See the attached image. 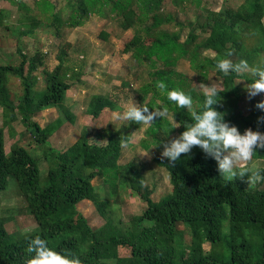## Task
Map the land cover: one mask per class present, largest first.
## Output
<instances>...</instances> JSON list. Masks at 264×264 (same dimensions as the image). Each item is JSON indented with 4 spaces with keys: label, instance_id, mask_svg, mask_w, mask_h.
<instances>
[{
    "label": "trees",
    "instance_id": "obj_1",
    "mask_svg": "<svg viewBox=\"0 0 264 264\" xmlns=\"http://www.w3.org/2000/svg\"><path fill=\"white\" fill-rule=\"evenodd\" d=\"M59 1L70 9L66 19L58 7ZM11 2L25 10L20 24L29 23L30 33L43 22L60 33L64 27H81L91 15L114 14L123 30H134L124 52L131 53L139 65L149 68L151 79L139 88V100L143 103L149 94L151 97L146 105L140 106L160 110L166 107L180 126L179 134L193 123L191 113L169 101L167 93L180 90L190 94L198 113L204 111L205 101V93L184 89L186 83L177 71L181 60H188L200 76L213 71L222 79L223 89H217L216 97L220 102L213 107L225 114L226 122L236 126L241 134L249 128L264 133V123H258L264 110L257 109L258 103L253 102L246 113L239 102L237 80L249 84L255 78L249 73L225 76L216 67L220 59L227 58L234 63L244 59L250 66L264 68V62L261 63L264 60V0H243L236 9L207 11L205 21L199 15L188 24L165 12V0H35L42 17L33 15L22 0ZM173 2L180 7L190 4L207 10L201 6L202 0ZM4 18L1 11L0 22ZM170 24L177 29L172 32L164 29ZM202 35L205 36L201 39ZM249 38H255L256 44L250 45ZM208 51H213L214 57L206 56ZM229 52L233 55L228 56ZM64 56L61 50L57 56L59 64L53 71L43 69L45 85L36 93L32 85L38 80L35 73L44 66L43 53L37 51L31 57L20 54L19 65L0 63V108L4 119L0 126V191L6 189L10 177L14 178L19 196L36 222L34 231L18 235L9 233L0 219V264H26L34 255L27 253V248L36 236L46 240L52 250L78 257L82 264H264V180L255 189L238 177L228 181L220 176L216 160L194 147L190 154H182L174 166L166 158H155L170 175L172 185V192L156 202L151 199L154 191L146 185L144 170L131 162L119 163L123 144L141 124L129 121L126 130L105 132L85 127L70 147L63 150L51 144L53 123L41 127L34 118L55 108L69 122H75L66 105L67 92L74 83L66 81ZM11 77L20 79L23 86L17 99L8 87ZM69 77L79 79L80 75ZM158 81L167 85L166 90L157 89ZM108 108L117 111L119 106L112 99L94 95L87 114L97 119ZM17 121L23 124L24 130L15 131L13 124ZM64 122L62 115L58 117L54 121L56 129ZM6 129L10 138L18 137L8 152ZM173 131V124L167 118H156L146 131L144 148L157 144L163 150V143L175 139L170 136ZM96 138H108V142L97 144ZM253 160L263 161L264 150L257 149ZM43 161L49 167L42 179ZM257 170L264 176V167ZM95 179H103V184L96 187ZM121 189H130L145 204L140 215L126 222L110 216L112 207L118 205L114 200ZM86 200L106 220L103 226L92 227L78 210V205ZM255 228L262 235L258 256L250 244L252 240L245 236ZM205 244L210 245L208 251L204 249ZM120 247L129 248L130 254L120 256Z\"/></svg>",
    "mask_w": 264,
    "mask_h": 264
},
{
    "label": "rangeland",
    "instance_id": "obj_2",
    "mask_svg": "<svg viewBox=\"0 0 264 264\" xmlns=\"http://www.w3.org/2000/svg\"><path fill=\"white\" fill-rule=\"evenodd\" d=\"M27 7L31 9L33 15L42 17L38 12L35 0H22ZM243 0H202L201 6L207 10L197 9L194 5L185 4L183 7L175 5L173 0H165L164 9L166 13H171L177 20L188 24L201 15V20L205 21L208 12H218L224 9H236L242 4ZM61 7L63 18L66 19L70 9L63 1L58 2ZM4 11L5 18L0 22V63H13L19 65L21 62L20 54L31 57L37 51L43 53L46 57L44 66L39 68L35 75L38 80L33 89L40 90L45 85V75L43 69L53 71L59 64L58 55L65 52L64 68L67 71L66 81L74 83V86L67 92L66 105L70 108L72 115L75 116V122L71 123L65 119L62 112L58 109H48L43 111L34 119L41 127L53 123L54 132L51 137V144L58 149L70 147L80 137L83 128L93 127L101 132L108 129L113 131L126 130L129 121L122 119V114L133 106V103L146 105L151 94L148 95L143 103L139 100V88L150 82L148 75L149 68L141 66L132 58L131 53H125V45L132 39L134 30L125 31L121 28L119 20L114 18V14L108 17L91 15L85 23L78 28L64 27L62 32L58 33L52 27L43 22L33 32H29L31 26L29 23L20 24V19L25 15V10H21L11 0H0V12ZM164 29L175 31L174 24L165 25ZM186 33V32H185ZM106 34V35H104ZM202 35L200 38L202 39ZM185 39V36L183 37ZM247 42L250 45L256 44L255 38H249ZM208 57H214L213 51L205 53ZM261 61V63H263ZM258 65V64H257ZM177 71L182 74L186 86L184 89L193 88L197 92L205 93L199 86L201 83L211 86L215 84L217 89H223L222 79L215 72L210 71L206 76H200L191 67L188 60H181L177 66ZM81 73V74H80ZM80 75L76 77H69ZM251 75V74H250ZM78 81V82H77ZM240 88V106L247 113L250 111L251 104L264 101V93L249 98L246 91L247 82L237 80ZM197 85V86H196ZM11 94L14 99L23 92L21 80L11 77L8 83ZM36 91V92H35ZM94 95H102L115 101L119 106L117 111H111L109 108L103 110L102 114L96 119L87 114V109L91 98ZM17 99V98H16ZM160 110L153 107L150 111ZM62 115L64 119L63 126L56 129L54 121ZM171 124L174 131L170 133L173 138H178L177 122L174 121L172 113L168 112L165 116ZM2 109L0 108V126L3 124ZM15 131L24 130L20 121L13 124ZM151 125H142L122 146V156L120 165L129 162L134 163L138 168L144 170L146 185L153 189L151 199L160 201L162 198L172 192L170 175L158 164L156 157H161L162 149L157 144H152L149 149L144 148L143 142L147 139L146 131ZM6 132V152L10 146L18 140V137L10 138L8 130ZM162 135H166L162 133ZM166 139V137L164 136ZM170 138V137H169ZM97 144H106L108 138H96ZM33 147H36L34 145ZM43 149L46 146H41ZM32 149V147H30ZM39 152V151H38ZM34 155L35 152L32 151ZM49 163L43 161L40 164L41 178L47 174ZM252 167L257 170L264 167V160H253L251 164L241 163L238 168ZM93 184L99 187L103 184V179L93 180ZM258 183L248 186L255 189ZM118 203L113 206L112 218L121 219L122 222L135 215H140L144 210L145 204L130 189H121L119 196L114 200ZM78 210L89 220V224L94 228L103 226L106 220L96 211V207L90 201H83L78 205ZM118 218V219H117ZM0 219L5 229L11 234L25 235L36 228V222L30 213H28L25 200L19 196L15 179L10 177L5 190L0 191ZM183 229V226H180ZM246 238L252 240L250 243L255 248V255L261 253L262 235L256 228ZM186 241L190 238L185 234ZM204 249H210L209 244L204 245ZM130 249L119 248L120 256H128Z\"/></svg>",
    "mask_w": 264,
    "mask_h": 264
},
{
    "label": "clouds",
    "instance_id": "obj_3",
    "mask_svg": "<svg viewBox=\"0 0 264 264\" xmlns=\"http://www.w3.org/2000/svg\"><path fill=\"white\" fill-rule=\"evenodd\" d=\"M231 55L233 53L229 52L228 56ZM216 67L225 76L231 73L237 75L251 74L255 79L246 86L249 98L264 93V68L250 66L248 61L244 59L234 63L227 58L220 59ZM156 87L164 91L167 85L163 81H158ZM197 87L205 92L204 111L202 113L194 110V101L190 94L180 90H172L167 93L169 101L191 113L193 123L185 126L186 131L180 134L178 138L163 143L161 158H166L174 166L182 154H190L194 147H198L206 157H212L216 160L217 170L220 176L226 180L232 181L238 177L248 186L264 180V176H261L260 172L252 167L238 168L242 162L251 164L253 154L257 149L264 150V133L249 128L241 134L236 126L225 121V114L213 107L220 102L216 99L219 93L215 84L208 86L201 83ZM256 108L264 110V101L258 103ZM167 114L168 109L166 107L163 110L150 111L147 106L141 107L133 103V106L126 110L121 118L134 121L137 124L151 125L155 123L156 118H163ZM258 123H264V116L258 118ZM179 127V125L176 126V128ZM145 223L148 222L145 221ZM27 253L34 255L26 260V264H82L81 259L71 253L62 254L52 250L48 246V242L40 236H36L30 241Z\"/></svg>",
    "mask_w": 264,
    "mask_h": 264
},
{
    "label": "crops",
    "instance_id": "obj_4",
    "mask_svg": "<svg viewBox=\"0 0 264 264\" xmlns=\"http://www.w3.org/2000/svg\"><path fill=\"white\" fill-rule=\"evenodd\" d=\"M46 112H49V110L48 111H46ZM44 113V112H43Z\"/></svg>",
    "mask_w": 264,
    "mask_h": 264
}]
</instances>
